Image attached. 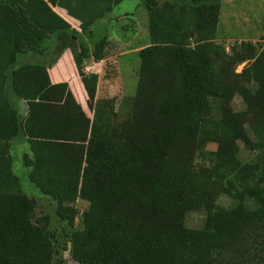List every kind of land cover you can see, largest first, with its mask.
<instances>
[{"label":"trees","instance_id":"trees-1","mask_svg":"<svg viewBox=\"0 0 264 264\" xmlns=\"http://www.w3.org/2000/svg\"><path fill=\"white\" fill-rule=\"evenodd\" d=\"M124 1L0 0V264H66L65 250L77 264H264V42H219L222 0H136L147 15L136 93L97 96L85 62L111 42L92 41L94 25ZM66 49L84 95L57 68ZM20 137L30 181L66 223L60 247L14 172ZM195 211L204 222L189 227Z\"/></svg>","mask_w":264,"mask_h":264},{"label":"rangeland","instance_id":"rangeland-1","mask_svg":"<svg viewBox=\"0 0 264 264\" xmlns=\"http://www.w3.org/2000/svg\"><path fill=\"white\" fill-rule=\"evenodd\" d=\"M163 1V0H162ZM222 11L220 16V23L218 27V40L222 42L228 50L236 43H240L243 40H249L253 42H264V0H222ZM136 0H126L118 6L116 11H124L127 9L135 10V15L130 18L120 19L115 21L111 28L108 40H112L118 46L131 50L141 44V41L145 39L147 35L146 28V9L144 4L137 5ZM132 19V20H131ZM133 25H132V24ZM124 27V30H123ZM99 28V25H95V29ZM102 28V27H101ZM117 38V40H116ZM118 46V47H119ZM138 55L127 56L122 60V68L131 70L132 73H123L122 83L125 86L127 95L134 96L137 88V77L135 74V66L138 64ZM246 63H243L237 67V71H241ZM117 89V87H116ZM118 90L119 89L118 86ZM116 93V92H114ZM234 109L237 111L244 110L246 108L243 100L237 96L233 101ZM249 124L251 130L256 128L257 122L254 117H249ZM249 125V126H250ZM252 135V134H251ZM22 137L16 139L13 143L11 153L13 155V169L14 172L20 177L23 190L36 200L37 206L35 210V218L39 219L45 215L50 217L49 228L52 232L61 234L62 231L67 228L66 223L61 221L55 212L56 202L49 196L44 195L40 189L30 181L29 168L24 165L23 154L29 151L26 141H20ZM208 150H216V143H209L207 145ZM256 152L249 151L242 142H239V158L246 162L254 157ZM210 163L206 162L199 169L203 173H207ZM220 205H231V199L225 195H222L218 199ZM77 206L84 209L87 207V203L83 200L77 201ZM205 214L203 212H191L188 214L186 222L189 227H200L204 222ZM78 225L80 222L78 220ZM58 238L57 246H61L62 239ZM62 250V249H61ZM62 255L65 258L66 264H77L70 256L67 250L62 251Z\"/></svg>","mask_w":264,"mask_h":264},{"label":"crops","instance_id":"crops-1","mask_svg":"<svg viewBox=\"0 0 264 264\" xmlns=\"http://www.w3.org/2000/svg\"><path fill=\"white\" fill-rule=\"evenodd\" d=\"M53 9L59 15H61L71 25L72 28L77 30L79 33L82 32V29L80 28L81 22L77 18L69 15V13H67V11L65 9H63L62 7H53ZM116 10H118V9H114L113 12L111 14H109V16H107L106 18L102 19L101 21H99L95 24V25H99V28H96L97 34L94 38H92V41L98 40L104 36H107L108 38H110L109 33H110V28H111L112 24L115 21L117 22L120 19H126V17H128V15L126 14V11H123V13H121V11H116ZM134 15H135V13L133 15H130L129 17L132 18V16H134ZM95 25H94V27H95ZM105 25L107 27H104ZM123 30H124V27H123ZM83 38L85 40H87L89 46L92 47L93 42H91L87 36H84ZM116 40H117V38H116ZM51 41L49 42L50 44H51ZM110 42L112 43V40H110ZM53 43H55V42H53ZM118 46L113 42V45H110V48L106 54V57L99 62L94 61V59H92V58L85 62L87 72H90V71H93L94 69H97L100 73V81L98 84L97 96H99L101 93L108 94L109 96H113V95L120 94V93L126 95V92H123V89L125 90L126 85H124L122 83V81H124L122 74L123 73H132V72H131L130 68L127 70L122 68V64H123L122 60L127 56L138 55L139 49L137 47H135L131 50H126L125 48H123L121 46L118 47ZM51 56H46L45 58H47V57L50 58ZM107 61H110L112 66H114V68H117L118 74H120L118 79H113L110 76L105 75V71L103 70V66ZM57 68L58 69H64L65 71L67 70L68 75L66 74L65 77H63V79H69V77L72 76L73 80L76 82L78 90L82 93V95H84L83 88H80L81 83H80V80H78L79 79L77 77L78 75L76 74V65H75L73 55H72V52L70 49L65 50L61 59L57 63ZM118 86H119V89H122L121 91L118 90ZM116 87H117V89H116ZM114 92H116V93H114Z\"/></svg>","mask_w":264,"mask_h":264}]
</instances>
